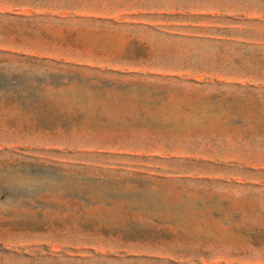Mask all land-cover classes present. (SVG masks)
Listing matches in <instances>:
<instances>
[{"label":"rangeland","instance_id":"rangeland-1","mask_svg":"<svg viewBox=\"0 0 264 264\" xmlns=\"http://www.w3.org/2000/svg\"><path fill=\"white\" fill-rule=\"evenodd\" d=\"M0 264H264V0H0Z\"/></svg>","mask_w":264,"mask_h":264}]
</instances>
